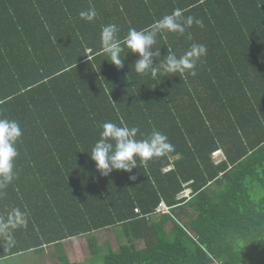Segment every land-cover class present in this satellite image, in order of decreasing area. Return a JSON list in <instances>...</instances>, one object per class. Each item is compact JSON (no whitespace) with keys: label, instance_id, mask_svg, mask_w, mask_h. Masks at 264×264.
Returning <instances> with one entry per match:
<instances>
[{"label":"trees","instance_id":"16d2710c","mask_svg":"<svg viewBox=\"0 0 264 264\" xmlns=\"http://www.w3.org/2000/svg\"><path fill=\"white\" fill-rule=\"evenodd\" d=\"M89 8L91 22L79 16ZM177 8L203 27L159 33L154 63L204 44L195 76L153 80L135 72L139 54L125 49L119 69L102 54L104 25L123 38ZM0 118L23 132L0 185V259L113 227L117 249L89 236L103 264H264V0H0ZM121 118L173 150L102 176L91 148ZM190 180L192 198L177 199ZM162 200L171 212L155 218ZM83 261L63 251L59 264Z\"/></svg>","mask_w":264,"mask_h":264},{"label":"clouds","instance_id":"9594fccd","mask_svg":"<svg viewBox=\"0 0 264 264\" xmlns=\"http://www.w3.org/2000/svg\"><path fill=\"white\" fill-rule=\"evenodd\" d=\"M79 16L91 22L96 18L97 12L94 8H89L81 11ZM193 23L203 27L202 21H194L191 16L184 18L182 10L177 8L171 14L156 20L148 29L137 30L130 27L123 38L119 36L120 29L117 24H106L101 29L102 54L118 69L124 66L125 58H122L121 54L125 49L130 50L132 54H139L134 63L135 72L141 75L150 74L153 80L158 79L160 75L165 77L177 73L195 76L198 61L207 53L204 44L193 43L179 56L168 49V54L158 63H154V58L161 56L160 49L153 50L159 33L184 34L186 27H191ZM101 129L100 138L92 146L90 157L102 176H108L117 170L132 173L133 169L137 168V160L146 165L153 158L164 156L173 150V145L162 132L153 130L150 135L144 137L137 127H129L122 118L118 124L104 122ZM138 134L143 138L138 139ZM22 135L17 121L0 118V185H7L14 179L15 161L19 155L17 144ZM129 178L136 179L135 175ZM16 214H20L19 210H16ZM9 227L14 228L16 225L11 222L2 225L7 239L11 242Z\"/></svg>","mask_w":264,"mask_h":264},{"label":"rangeland","instance_id":"374dc122","mask_svg":"<svg viewBox=\"0 0 264 264\" xmlns=\"http://www.w3.org/2000/svg\"><path fill=\"white\" fill-rule=\"evenodd\" d=\"M224 155H216L213 156V160L215 163L219 162L223 158ZM168 167L167 169H170ZM193 196V195H192ZM192 198V197H191ZM190 198V199H191ZM188 201V200H187ZM185 201V202H187ZM180 207L174 206L173 212H178ZM170 210V209H169ZM161 213H155V218H158ZM149 214L147 215V217ZM158 216V217H157ZM149 218V217H148ZM171 223L168 222L167 227H169ZM98 236V242L103 248L107 242H110L112 247L117 249L118 248V237L113 227H109L106 229H101L96 232ZM89 234H83L77 237H71L69 239L63 240L59 245H47L45 246L44 251L33 250L30 249L29 251L25 252H18L14 253L4 259H0V264H34L36 262H43L45 264H59L60 262V253L63 250L68 253V258L71 262L76 261H83L87 264H103V254L106 253V250H103L101 254H98L94 257H91V251L89 249ZM122 240V239H121ZM124 240V239H123ZM138 248L144 247V241L138 239L137 240Z\"/></svg>","mask_w":264,"mask_h":264},{"label":"built area","instance_id":"2783aa9c","mask_svg":"<svg viewBox=\"0 0 264 264\" xmlns=\"http://www.w3.org/2000/svg\"><path fill=\"white\" fill-rule=\"evenodd\" d=\"M216 155L219 156V155H224V154L222 150H217L213 152V156H216ZM223 158L225 159V156H223ZM192 183H193V180H190L184 184V188L178 193L177 199H185L187 201L192 197V191H193L192 186H191ZM135 212L140 213L141 211L139 208H135ZM170 212H171V207L168 206L163 200L159 203V205L157 206L155 210V213H170Z\"/></svg>","mask_w":264,"mask_h":264},{"label":"crops","instance_id":"0c3cea01","mask_svg":"<svg viewBox=\"0 0 264 264\" xmlns=\"http://www.w3.org/2000/svg\"><path fill=\"white\" fill-rule=\"evenodd\" d=\"M106 229V228H105ZM98 231V230H97ZM96 232V231H95ZM92 234H94V235H96V237L98 236L96 233H92ZM92 234H89V236H91ZM83 235V234H82ZM77 236H80V235H75V236H71V237H77ZM71 237H69V238H71ZM69 238H67V239H69ZM89 239V238H88ZM97 239H98V237H97ZM61 243V242H60ZM89 244H90V239H89ZM49 245H51V244H49ZM55 245V244H54ZM64 251V250H63ZM65 252V251H64ZM59 253L61 254V252L59 251ZM67 255H68V253L67 252H65ZM69 256V255H68ZM59 257H60V255H59ZM4 259V258H3Z\"/></svg>","mask_w":264,"mask_h":264}]
</instances>
